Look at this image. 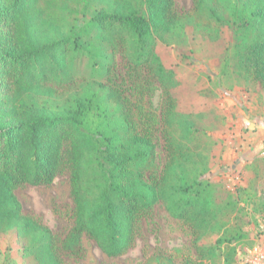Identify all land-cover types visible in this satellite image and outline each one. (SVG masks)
I'll return each mask as SVG.
<instances>
[{"label": "trees", "instance_id": "16d2710c", "mask_svg": "<svg viewBox=\"0 0 264 264\" xmlns=\"http://www.w3.org/2000/svg\"><path fill=\"white\" fill-rule=\"evenodd\" d=\"M65 1L70 13L69 0H0V238L16 232L25 258L61 264L51 230L23 214L14 191L48 185L67 169L73 227L64 249L75 250L85 234L106 256H120L137 220L161 202L193 237L195 258L181 264H238L245 225L264 218V161L243 167L248 183L218 197L219 186L205 178L210 146L197 121L205 114L178 105L176 72L156 45L184 44L189 25L208 29L202 35L210 39L227 28L234 51L225 61L235 59L264 90V0H192L183 14L174 0H100L91 12L66 14L62 26L55 14ZM79 2L88 9L91 0ZM118 46L131 69H149L164 91L158 174L152 131L135 123L122 90L103 81L114 62L107 50ZM74 55L87 59L90 78L57 95L45 82L67 75Z\"/></svg>", "mask_w": 264, "mask_h": 264}, {"label": "rangeland", "instance_id": "374dc122", "mask_svg": "<svg viewBox=\"0 0 264 264\" xmlns=\"http://www.w3.org/2000/svg\"><path fill=\"white\" fill-rule=\"evenodd\" d=\"M60 5L61 1L57 7ZM104 5L100 0H91L88 9H85L79 0H69L67 7L70 8V13L81 15L84 11L91 12L93 8ZM192 6V0H174L177 13L189 12ZM56 10V19L61 21L62 26H66V14H70L66 12V1L62 8ZM72 19L68 22L71 23ZM207 30L189 25L185 28L187 40L184 44L158 43L156 52L165 67L176 72L179 86L173 95L181 109L205 114L197 120L199 126L205 130L201 140L210 146L207 160L210 172L205 178L219 186L218 197L221 199L232 190L233 185L242 184L243 180H247V183L249 181L250 172H239L236 168L237 159L239 155H243L244 150L238 138H242L247 132L248 124H244V121L252 122L257 116H260L259 124L252 122L255 124L254 131L259 128L264 130V90L258 83L244 76L234 65L235 59L225 61L234 51L230 30L223 28L215 38L217 40L203 36L202 32ZM107 51H114V62L107 74L108 78L106 75L103 81L122 90V97L128 98L127 105L135 123L139 127H149L152 131V139L156 144L154 172L158 174L165 159L160 123V111L165 103L164 91L149 69H131L124 50L119 46ZM182 55L188 58H183ZM69 60L67 75L65 72L63 76H57L56 80L45 82V86L57 95L90 78L91 73L86 66L85 57L74 55ZM215 113L220 117L216 121ZM261 133L264 139V131ZM258 153H263V158L260 157L258 162L261 166L264 161V147ZM14 193L23 214L51 230L54 250L61 264H157L158 259H170L173 263L181 264L186 259L195 258L191 231L169 215L161 202L145 211L137 220L133 239L127 250L120 256L108 257L85 234L80 236L75 250L69 251L62 247L73 227V201L67 169L48 185L25 184L17 187ZM250 219L253 220L251 217ZM253 226L257 225L251 223L244 228L250 232L249 229ZM251 244L249 238L239 243L238 247L243 250ZM22 247L23 242L16 232L1 237L0 264H35L32 259L22 255Z\"/></svg>", "mask_w": 264, "mask_h": 264}, {"label": "crops", "instance_id": "0c3cea01", "mask_svg": "<svg viewBox=\"0 0 264 264\" xmlns=\"http://www.w3.org/2000/svg\"><path fill=\"white\" fill-rule=\"evenodd\" d=\"M259 119L260 116H257L252 120V122H257L259 124ZM252 122L249 121L246 123L244 121V124H248L247 132L242 138H238L240 145H242V149H244L243 155H239V158L237 159L238 164L236 165V168L238 171L242 170L244 166L251 164L256 159H259L263 156V153H258V151L264 147V139L261 133L264 130L259 128L258 130L254 131L255 124ZM246 145H248V148H245ZM242 184L246 185L247 180H243ZM257 223V226H253L251 229H249V238L252 244L251 246L244 247L242 252L238 255L239 264H252V251L254 249L264 250V218L259 217L257 219ZM259 264L264 263L261 262Z\"/></svg>", "mask_w": 264, "mask_h": 264}, {"label": "built area", "instance_id": "2783aa9c", "mask_svg": "<svg viewBox=\"0 0 264 264\" xmlns=\"http://www.w3.org/2000/svg\"><path fill=\"white\" fill-rule=\"evenodd\" d=\"M253 255V263L252 264H259L264 263V250L262 249H254L252 251Z\"/></svg>", "mask_w": 264, "mask_h": 264}]
</instances>
